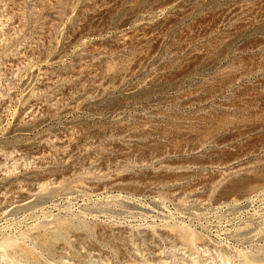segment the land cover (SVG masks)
<instances>
[{
	"label": "rangeland",
	"instance_id": "374dc122",
	"mask_svg": "<svg viewBox=\"0 0 264 264\" xmlns=\"http://www.w3.org/2000/svg\"><path fill=\"white\" fill-rule=\"evenodd\" d=\"M0 264H264V0H0Z\"/></svg>",
	"mask_w": 264,
	"mask_h": 264
}]
</instances>
